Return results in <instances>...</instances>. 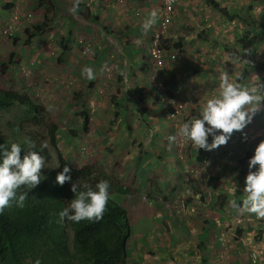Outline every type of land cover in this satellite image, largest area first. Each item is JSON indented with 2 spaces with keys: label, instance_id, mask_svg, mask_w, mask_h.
Listing matches in <instances>:
<instances>
[{
  "label": "rangeland",
  "instance_id": "1",
  "mask_svg": "<svg viewBox=\"0 0 264 264\" xmlns=\"http://www.w3.org/2000/svg\"><path fill=\"white\" fill-rule=\"evenodd\" d=\"M116 1L115 16L123 22L114 27L106 16L115 11L112 5L100 9L98 4L85 7L76 5V0H54L52 10L44 1L53 30L29 41L28 35L45 15L41 0H19L16 13L6 11L7 3L4 8L0 0V19L3 15V20L13 21L7 33L0 22V89L25 94L45 110L41 125L24 120V111L18 106L0 111V136L14 138L20 127L21 132L34 133L40 147L47 145L41 147L49 156L45 166L55 174L63 156L76 169L91 167L95 175L104 172L126 186L127 197L115 193L111 199L129 207L131 213L129 264L158 263L155 257L149 258L150 252L159 255L156 245L172 244L173 238L164 235L168 223L187 227L192 235L213 226L219 257L226 264L249 262L257 248L263 250V256L256 264H264V219L237 215L228 204L233 198L230 190L237 188L236 199L243 195L237 160L252 153L255 144L264 139V111L244 129L246 141L234 132L226 145L197 151L190 142L181 143L179 136L176 142L168 140L218 91L210 81L228 56L221 44H233L238 35L255 29L264 38V0H238L232 5L220 0L222 6L208 5L205 0H186L189 5L171 0L173 11L166 25L158 19L147 31L141 27L147 14L153 9L162 12L167 0L137 2L139 8L133 10L130 20L125 13L130 10V0ZM214 22L217 26L211 30ZM27 29L31 32L26 33ZM156 35L163 49L161 66L151 57ZM186 36L188 51L177 46L185 44ZM254 51L264 54V42ZM173 53L176 59H168ZM85 66L94 70L91 81L81 74ZM258 77L249 79L250 85H264ZM81 113L89 118L88 131L82 129ZM53 124L57 127L54 146ZM200 159L202 163L197 162ZM245 166L246 176L247 163ZM219 194L227 196L220 220ZM65 234L71 245L73 230L66 228ZM200 235L192 238L197 248H190L203 261L204 243L215 246L212 235L204 239ZM188 252L184 250V254ZM178 256L170 253L163 264H189Z\"/></svg>",
  "mask_w": 264,
  "mask_h": 264
},
{
  "label": "clouds",
  "instance_id": "2",
  "mask_svg": "<svg viewBox=\"0 0 264 264\" xmlns=\"http://www.w3.org/2000/svg\"><path fill=\"white\" fill-rule=\"evenodd\" d=\"M18 1L19 0H6L4 2V0H2V2H4L2 5H4L5 8V3H7L5 10L16 13ZM44 1H47L51 5L52 10L56 7L54 0H41V2H39V5L41 7L44 6L43 8H45V15L42 19V23L38 26L45 25V27L42 33H34V37L47 32L50 33V31L53 30L50 23H48L50 20V18L46 16L48 15V6H45ZM216 1L219 0H215V2ZM94 2V0H89L88 3L81 4L76 2L75 4L78 6L90 7V4L92 5ZM60 11L62 12V9ZM83 13H85V11ZM164 13H166L165 7L162 12H158L156 9L151 10L141 25L142 29L144 31L149 30L158 19L163 18ZM2 16L0 22L1 25L4 26L3 33H7L9 28H12L11 25L13 21L6 19L3 20ZM72 17L76 18V16ZM16 19H18L17 16L15 17V20ZM5 25L6 27L9 25V27L5 28ZM256 31L261 30L255 29L249 34ZM240 35H243V33ZM32 38H29L28 36L29 41L32 40ZM180 48L182 47H179V49ZM244 51L249 52L248 49H245ZM253 54L256 61L263 65V69L249 67L244 62L245 69L241 73H229L226 68L221 70L216 77L218 81V91L216 94L206 100L197 116L184 121L179 126L176 135L168 137L170 143L176 142L177 136H179L181 138V143L190 142L192 147L197 149V151L200 149L212 151L222 145H226L232 138L234 132H239L243 140L246 141L248 139V135L244 129L253 122V119L257 114L260 117L262 111H264V85L257 84L253 86V84L250 85L249 83V79L250 81L252 78L257 80L258 76L260 81L264 80V54L256 55L255 52ZM172 55H174L175 58H171ZM151 57H153V54ZM176 57L177 55L175 53L167 56L170 60H174ZM163 60L164 57L162 58V61ZM224 61H230L232 65H237L240 62L243 63V61H240V57L235 54L225 56L222 62ZM248 67L251 71L253 70V73H248ZM81 74L86 76L89 81L95 78L94 70L90 66L83 67L81 69ZM81 116L84 121L85 116H83L82 113ZM82 129L86 131L84 122ZM209 138H211V140H209ZM41 147H47V145L42 144ZM21 151L22 148L18 143L13 142L10 146L0 144V215H2L5 209L11 205L12 201H15L17 207L23 208L29 191L35 189L43 180H45L46 177V175L42 172V169L45 168V160L40 152L36 150L35 143L32 142L30 144L29 149L25 152L23 157L21 156ZM199 158H201V156ZM241 159H245V165L247 163V174L246 176L244 174L243 186L240 189V192L243 193V195L240 198L237 197V199H239L237 202V199L234 198V191H237V188L230 190V195L233 196V198L228 200V204L236 211L237 215L248 214L249 216L264 219V139H260L259 142L255 144L252 153L247 152L244 158H239L237 162L240 163ZM109 180L115 184V181L112 178ZM66 182L70 183V191L73 193V197L67 206L63 207L59 211L58 216L60 218V222H64L65 220L73 223H79L83 220L99 222L103 219L108 202L113 194L119 193L126 197L129 194V192L125 194L117 190L109 192L110 184L106 179L99 180L94 187L88 183L81 184L78 181H73L71 168L68 164L63 166L62 170L57 173L55 178V183L59 186H63ZM123 187L128 190L126 186ZM18 190L21 191L18 192ZM222 197L223 196L219 194L216 198L217 209L220 212L219 220L222 218L224 213L223 208L225 206V204H223V206L219 207ZM126 210L128 212L129 220V216L131 214L129 207H126ZM219 220L217 219L216 221L218 222ZM67 228L71 230L69 226ZM165 230L166 232H164V235L170 239L171 237L173 238L172 244L170 245L164 243L162 246L161 244L156 245V249L158 251L157 253L159 255L150 252V259L155 257L157 262L158 260H161L157 264H163L166 256L170 255V253L181 255V257H178L180 259L182 258L183 261H187L189 264H226L225 260L219 257L217 247L219 241H216V235H213V233H215V231H212L213 226L205 227L204 230H200L195 235H192L187 227L183 226L179 228V226L169 223L165 225ZM208 234L212 235L214 238L215 248L207 246L208 243H204L206 244L204 249V255L206 256L202 261V259L199 260L196 257L198 252H195L194 249H191L190 247L193 246L197 248L194 244V239H192L194 236L200 235V237L204 239L208 236ZM188 249L189 252L184 254V250ZM127 253V264H129V252ZM262 256V249H254L251 253L249 262H243L242 264H256L258 259L261 261ZM35 264H40L39 260H37ZM147 264H150V262H147ZM171 264H174V262H171Z\"/></svg>",
  "mask_w": 264,
  "mask_h": 264
},
{
  "label": "trees",
  "instance_id": "3",
  "mask_svg": "<svg viewBox=\"0 0 264 264\" xmlns=\"http://www.w3.org/2000/svg\"><path fill=\"white\" fill-rule=\"evenodd\" d=\"M205 2L208 5L217 6L215 0H205ZM34 27L35 32L32 36L28 35L29 38L34 37V33H42L45 25ZM28 32L31 31L27 29L26 33ZM262 35V31L238 35L237 42L241 46L240 51L228 44H221V47L227 55H238L240 61L245 62L247 66L263 69V65L256 61L253 54L255 47L264 42ZM177 46L182 47V42H179ZM245 49L249 52H245ZM14 106L23 109L24 120H31L35 125H41L44 121L45 110L25 94L0 89V111ZM88 125L89 118L85 115L86 131H88ZM51 126L50 134L54 146L56 144L54 133L57 127L54 124ZM17 128L13 134L17 139L0 136V144L10 146L13 139V142L20 144L23 157L30 144L34 142L36 150L44 157L45 162H48L49 156L41 150L40 143L36 140L37 136L34 133L21 132L22 129ZM197 162L202 163L203 161L200 159ZM65 164L71 168L73 181H83L94 187L99 180L106 179L110 184L109 192L113 190L125 194L129 192L121 184L116 182L113 184L104 172H98L95 175L92 168L88 166L76 169L63 156L59 157L58 172ZM240 164L242 168L237 172L239 171V183L243 185L245 159H241ZM42 172L46 175L45 180L29 191L24 207L19 208L15 201H12L11 205L0 215V264H35L37 260L40 264H127V243L131 235L127 210L110 199L103 219L99 222L87 220L79 223L68 220L60 222L59 211L66 207L73 197L70 183L66 182L63 186L57 185L55 183L57 174L46 166ZM195 193L200 194L198 189ZM222 196L219 207L226 202V196ZM68 226L74 232L71 245L67 243L65 236V229Z\"/></svg>",
  "mask_w": 264,
  "mask_h": 264
},
{
  "label": "crops",
  "instance_id": "4",
  "mask_svg": "<svg viewBox=\"0 0 264 264\" xmlns=\"http://www.w3.org/2000/svg\"><path fill=\"white\" fill-rule=\"evenodd\" d=\"M78 3H81V4H83V3H88L89 2V0H76ZM95 2L93 3V4H98V6L100 7V9H105V7H109V5H112V8L115 10L116 8H118L119 6V4H118V2L116 1V0H94ZM101 2H102V4H101ZM130 10L129 11H126L125 13H128V16L127 17H129V20L132 18V13H133V10H135V9H138L139 7V5L137 4V2H142V0L140 1V0H130ZM217 2V4L219 5V6H222L220 3L222 2V1H216ZM239 1L238 0H229V4L230 5H232L233 3H238ZM110 3H113V4H110ZM182 3H184L183 5H189V1L187 2L186 0H182ZM228 3V2H227ZM227 3H226V5H227ZM243 3V2H242ZM92 4V5H93ZM108 4V5H107ZM132 4H135V5H132ZM91 4H90V7L92 6ZM243 5V4H242ZM115 13H117V11L115 10L114 12H112V15H110V14H107L106 13V16H107V21H108V23H109V25L111 26V27H114L117 23H122L123 22V19H121V17L120 16H115ZM130 13V14H129ZM86 17H88V15H85ZM236 20H237V18H236ZM211 22H213V21H210V23ZM215 26H217L216 24H215V22L213 23V25H211L210 24V29L211 30H215ZM242 27V26H241ZM244 31H247V29L246 30H244ZM217 37L218 36H215L214 38H212V39H217ZM223 38H225L224 36L222 37V39ZM219 39V38H218ZM186 42H185V44L183 45V49H185L186 51H188L189 50V47H190V45H189V40H188V36H186V40H185ZM225 42H226V40H225ZM227 43V42H226ZM227 44H229V45H231V46H233V47H235L236 49H238V50H240L241 48L239 47L240 46V44L237 42V41H235L233 44H231V43H227ZM223 67H221V68H219V69H217V73H216V75H215V77H217V75H218V73L221 71V70H224L225 68L229 71V73H231V72H239V73H241L244 69H245V65L242 63V62H240L239 64H237V65H232L231 64V62L230 61H225V62H223L222 64H221ZM248 73H253V70L251 71L250 69H249V67H248ZM217 84H218V81L216 80V78H212L211 79V81H210V85L213 87V89H217ZM182 87H184V88H186V86L185 85H183ZM182 89V88H181ZM192 91H196V90H193L192 89ZM204 92V91H203ZM205 94H206V92H204ZM161 260H158V262H160ZM210 261H211V259H210Z\"/></svg>",
  "mask_w": 264,
  "mask_h": 264
},
{
  "label": "built area",
  "instance_id": "5",
  "mask_svg": "<svg viewBox=\"0 0 264 264\" xmlns=\"http://www.w3.org/2000/svg\"><path fill=\"white\" fill-rule=\"evenodd\" d=\"M165 9H166V13H164V16L162 19V25L165 26L167 21L169 20V16L173 11V5H172V1L171 0H167L165 3ZM152 54L154 59H156V63L157 65H162L163 61H162V48H161V44L159 42V38L158 35H156L155 40L153 42V47H152ZM171 58H175L174 55L171 56Z\"/></svg>",
  "mask_w": 264,
  "mask_h": 264
}]
</instances>
